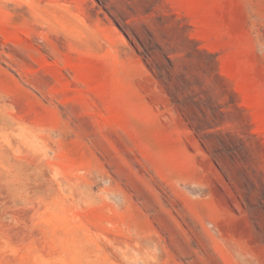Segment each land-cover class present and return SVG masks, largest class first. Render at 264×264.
<instances>
[{"label":"rangeland","instance_id":"374dc122","mask_svg":"<svg viewBox=\"0 0 264 264\" xmlns=\"http://www.w3.org/2000/svg\"><path fill=\"white\" fill-rule=\"evenodd\" d=\"M0 264H264V0H0Z\"/></svg>","mask_w":264,"mask_h":264}]
</instances>
